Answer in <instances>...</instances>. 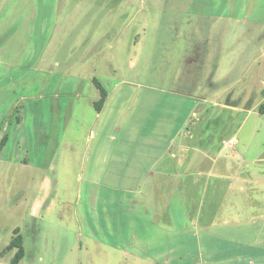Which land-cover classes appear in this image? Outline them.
Instances as JSON below:
<instances>
[{
    "label": "rangeland",
    "instance_id": "obj_1",
    "mask_svg": "<svg viewBox=\"0 0 264 264\" xmlns=\"http://www.w3.org/2000/svg\"><path fill=\"white\" fill-rule=\"evenodd\" d=\"M218 1L0 0V264L18 250L7 248L16 229L18 264L178 259L150 242L137 258L120 247L119 184L99 174L105 150L127 138L119 122L156 156L183 143L205 161L264 158V0L203 4ZM201 30L224 37L177 38ZM95 79L110 96L101 114ZM234 217L251 246L261 222Z\"/></svg>",
    "mask_w": 264,
    "mask_h": 264
},
{
    "label": "crops",
    "instance_id": "obj_2",
    "mask_svg": "<svg viewBox=\"0 0 264 264\" xmlns=\"http://www.w3.org/2000/svg\"><path fill=\"white\" fill-rule=\"evenodd\" d=\"M229 1L203 4L223 9ZM219 16L213 19L211 26L218 19H225ZM230 19L236 18L228 16L227 21ZM234 21L240 22L238 19ZM179 36L202 41H218L224 37L207 30L184 36L178 33L177 38ZM210 44L207 43L206 47ZM198 46L203 49L201 44ZM215 47L218 48V44L212 43L209 48L212 53H215ZM261 55L264 56V51ZM201 99L219 103L210 97ZM109 100L108 94L98 114L103 112ZM130 125L123 128L119 122L118 131L127 138L122 139L119 146L105 150L101 161L105 167L101 165L99 170L100 177L112 178L119 184L120 247L123 250L131 247L132 257L137 258L140 257L141 243L150 242L165 246V252L176 254L178 258L157 264H264V158L219 160L218 154L216 158L205 161L202 156L190 154L194 150L201 152V149L183 143L170 144L156 156L158 150L153 146L130 142V137H139V132L134 134ZM183 132L180 130L181 134ZM184 136L192 134L186 131ZM210 146L207 145L208 150L214 151ZM254 167L258 169L247 170ZM235 213L253 215L251 219L261 222L259 234L249 247L245 246V231L237 224L240 222L234 217ZM124 232L129 236L123 235ZM152 233L158 235L160 243L156 244L159 241ZM188 249L191 256L186 254Z\"/></svg>",
    "mask_w": 264,
    "mask_h": 264
},
{
    "label": "trees",
    "instance_id": "obj_3",
    "mask_svg": "<svg viewBox=\"0 0 264 264\" xmlns=\"http://www.w3.org/2000/svg\"><path fill=\"white\" fill-rule=\"evenodd\" d=\"M97 87L99 88L100 91V97L99 99L95 102V107L97 109V111H101L103 108V105L107 99L108 96V92L107 90L102 86V84L97 81L96 79L94 80ZM260 111L262 113H264V104H262L260 106ZM7 137L4 136L1 141H0V148H2L5 145ZM15 232L17 233V235L14 237V239L9 243V245L7 246V248L9 250L17 248V252L11 262V264H18L20 262V260L23 258L24 255V248H23V239L22 236L19 234V230L16 229Z\"/></svg>",
    "mask_w": 264,
    "mask_h": 264
}]
</instances>
